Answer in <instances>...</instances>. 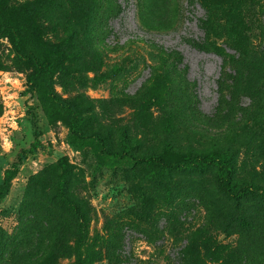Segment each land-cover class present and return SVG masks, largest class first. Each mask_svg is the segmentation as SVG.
Returning <instances> with one entry per match:
<instances>
[{"label":"rangeland","instance_id":"rangeland-1","mask_svg":"<svg viewBox=\"0 0 264 264\" xmlns=\"http://www.w3.org/2000/svg\"><path fill=\"white\" fill-rule=\"evenodd\" d=\"M9 4L57 54L53 88L86 132L142 154L223 152L235 182L264 187V0ZM29 72L0 36V185L33 139ZM33 112L47 148L0 200V264H264V196L230 198L213 167L100 160Z\"/></svg>","mask_w":264,"mask_h":264},{"label":"trees","instance_id":"trees-1","mask_svg":"<svg viewBox=\"0 0 264 264\" xmlns=\"http://www.w3.org/2000/svg\"><path fill=\"white\" fill-rule=\"evenodd\" d=\"M0 36L9 37L16 60L30 69L25 93L35 100V105H30L28 109L34 124L33 139L27 147L17 152L15 160L4 170L3 181L0 185V200L7 193L9 178L18 171L23 159L47 148L41 140L42 132L36 124L37 119L33 112L35 106L40 109L47 120L59 119L67 125L72 144H92L100 160L104 158H112L115 161L129 159L136 164L155 166L164 172L173 169L202 170L213 167L218 186L230 198L237 199L248 194L264 196V187L261 185L237 183L233 180L231 162L223 152L184 153L178 157L170 156L165 152L142 154L131 151L125 139H122L119 149L109 148L103 136L85 131L84 120L78 110L64 101L54 90L53 74L57 67V54L43 47L39 42L30 14L25 7L10 5L9 0H0ZM64 168L66 171L65 165ZM62 198L66 204L73 206V203L64 195Z\"/></svg>","mask_w":264,"mask_h":264}]
</instances>
